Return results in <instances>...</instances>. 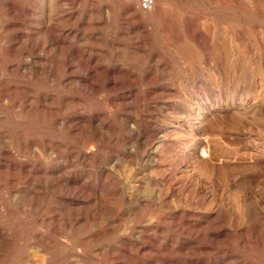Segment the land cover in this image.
<instances>
[{"label": "rangeland", "instance_id": "obj_1", "mask_svg": "<svg viewBox=\"0 0 264 264\" xmlns=\"http://www.w3.org/2000/svg\"><path fill=\"white\" fill-rule=\"evenodd\" d=\"M0 264H264V0H0Z\"/></svg>", "mask_w": 264, "mask_h": 264}, {"label": "built area", "instance_id": "obj_2", "mask_svg": "<svg viewBox=\"0 0 264 264\" xmlns=\"http://www.w3.org/2000/svg\"><path fill=\"white\" fill-rule=\"evenodd\" d=\"M155 6V0H140V9L143 11H150Z\"/></svg>", "mask_w": 264, "mask_h": 264}, {"label": "bare ground", "instance_id": "obj_3", "mask_svg": "<svg viewBox=\"0 0 264 264\" xmlns=\"http://www.w3.org/2000/svg\"><path fill=\"white\" fill-rule=\"evenodd\" d=\"M249 2V1H248ZM242 111V110H241Z\"/></svg>", "mask_w": 264, "mask_h": 264}]
</instances>
